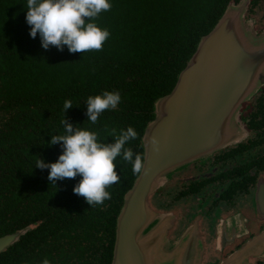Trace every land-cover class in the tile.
I'll return each instance as SVG.
<instances>
[{
  "label": "trees",
  "instance_id": "16d2710c",
  "mask_svg": "<svg viewBox=\"0 0 264 264\" xmlns=\"http://www.w3.org/2000/svg\"><path fill=\"white\" fill-rule=\"evenodd\" d=\"M240 0H109L94 22L110 33L102 51L69 53L41 47L29 35L27 0H0V237L22 231L0 252V264H110L115 220L137 174L117 157L119 182L103 204L89 206L73 193L81 177L49 183L37 158L55 163L65 119L97 133L104 143L132 127L138 136L125 147L143 159L140 143L155 101L177 75L229 4ZM261 0H250L251 12ZM245 11L244 19L248 13ZM116 92L121 101L91 124L89 96ZM263 98V97H262ZM72 108L64 113V102Z\"/></svg>",
  "mask_w": 264,
  "mask_h": 264
},
{
  "label": "water",
  "instance_id": "95a60500",
  "mask_svg": "<svg viewBox=\"0 0 264 264\" xmlns=\"http://www.w3.org/2000/svg\"><path fill=\"white\" fill-rule=\"evenodd\" d=\"M248 5L240 0L226 7L171 91L155 101L140 141L144 167L123 196L110 264H200L195 236L183 234L170 248L166 228L157 226L165 218L147 200L171 172L239 139V108L264 85V38L249 30ZM21 233L1 236L0 252Z\"/></svg>",
  "mask_w": 264,
  "mask_h": 264
},
{
  "label": "flooded vegetation",
  "instance_id": "af4514ba",
  "mask_svg": "<svg viewBox=\"0 0 264 264\" xmlns=\"http://www.w3.org/2000/svg\"><path fill=\"white\" fill-rule=\"evenodd\" d=\"M238 121L244 134L236 142L171 172L151 195L153 212L171 227L170 248L183 234L195 236L200 264L229 261L264 231V86L239 108ZM250 249L240 256L245 264H264V244L257 239Z\"/></svg>",
  "mask_w": 264,
  "mask_h": 264
},
{
  "label": "clouds",
  "instance_id": "9594fccd",
  "mask_svg": "<svg viewBox=\"0 0 264 264\" xmlns=\"http://www.w3.org/2000/svg\"><path fill=\"white\" fill-rule=\"evenodd\" d=\"M112 5L109 0H27L26 23L30 26L29 35L36 38L39 34L41 47L48 50L50 46L58 51L67 47L69 53H87L102 51L110 33L94 22L102 12H107ZM121 101L118 91H104L100 95L89 96L85 102V115L91 124L106 110H115ZM72 102L66 100L63 108H72ZM64 135L52 136L49 145L60 144L62 154L55 163H45L37 158L35 168L48 170V181L81 177L72 191L84 198L89 206L103 204L111 195L106 189L119 182L115 160L122 157L132 165L134 174L144 167L142 157L125 145L135 140L138 133L128 127L117 134L112 129V143H104L95 132L75 128L65 119ZM155 143V141H153ZM42 264H49L47 259Z\"/></svg>",
  "mask_w": 264,
  "mask_h": 264
},
{
  "label": "rangeland",
  "instance_id": "374dc122",
  "mask_svg": "<svg viewBox=\"0 0 264 264\" xmlns=\"http://www.w3.org/2000/svg\"><path fill=\"white\" fill-rule=\"evenodd\" d=\"M249 2H250V0H248ZM248 8H249V5L247 6V9H246V11L248 12ZM245 20H249L248 22V25H250V28H249V30L251 31V34H252V36L254 37V38H259V37H263L264 38V0H261L260 1V3L258 4V5H256V7H254L253 9H252V11L251 12H248L247 13V15H246V17H245ZM264 86V85H263ZM263 86H261L260 87V89L261 88H263ZM253 97V96H252ZM251 97V98H252ZM250 98V99H251ZM244 104V102L241 104V106ZM240 106V107H241ZM240 127H241V125H240ZM240 134H244V130H243V128L241 127V132H240ZM241 137V135L239 136V138ZM153 194V193H152ZM151 194V195H152ZM151 195H150V197L148 198V205H149V207H150V209L152 210V208H151V206H150V204L149 203H151L152 202V198H151ZM153 211V210H152ZM159 223V222H158ZM157 223V224H158ZM158 227H165L166 228V230H165V235H167L168 234V232L170 231V226L168 225V223H167V225L165 224V219L163 220V222L161 223V224H158L157 225ZM199 235L197 234V237H198ZM260 240L261 241V243H263L264 244V231H263V233L262 234H260L258 237H255V238H253V239H251L250 241H248L246 244H245V249L244 250H242L241 252H239L237 255L235 254V255H233V256H231L230 258H229V261L227 260V261H225L224 263H221V264H232V263H236L235 261H237V260H239V259H243V258H240V256H243L244 254H246L247 252H248V250L250 251V252H252V250L250 249L252 246H253V242L255 241V240ZM170 243H171V241H170ZM259 256V255H258ZM252 257H254L253 255H252V253L248 256V259L249 258H252ZM245 260V258H244V260H243V264H245V263H248V261H246ZM164 263H168L167 261H165Z\"/></svg>",
  "mask_w": 264,
  "mask_h": 264
}]
</instances>
